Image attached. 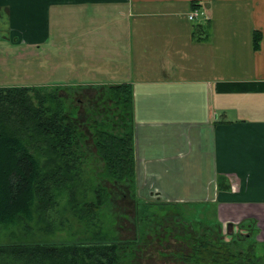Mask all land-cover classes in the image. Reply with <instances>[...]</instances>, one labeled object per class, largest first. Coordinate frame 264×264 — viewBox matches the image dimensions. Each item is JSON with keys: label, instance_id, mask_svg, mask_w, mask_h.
Wrapping results in <instances>:
<instances>
[{"label": "crops", "instance_id": "1", "mask_svg": "<svg viewBox=\"0 0 264 264\" xmlns=\"http://www.w3.org/2000/svg\"><path fill=\"white\" fill-rule=\"evenodd\" d=\"M0 31V87L132 85L141 195L264 248V0H0Z\"/></svg>", "mask_w": 264, "mask_h": 264}, {"label": "trees", "instance_id": "2", "mask_svg": "<svg viewBox=\"0 0 264 264\" xmlns=\"http://www.w3.org/2000/svg\"><path fill=\"white\" fill-rule=\"evenodd\" d=\"M30 91L41 89L12 87L0 90V229L3 231L13 229L23 221L32 222L36 211L42 217L54 188L78 180L90 183L84 178L82 167L87 155L83 146L84 134L72 114L67 113L63 99L52 93L50 98L32 100L27 96ZM106 92L110 102L126 118L127 125L122 127L120 124L112 129L111 121L103 124L89 119L92 141L103 164L99 176L113 182L135 184L133 88L130 84H120L107 87ZM42 154L47 157L46 162L41 160ZM91 182V188L77 190L73 188L75 185L69 188L70 202L74 203L72 210L79 218H93L109 202L107 188L96 180L91 179ZM76 192L80 198L74 201ZM88 192L92 193V198H88ZM227 234L230 243H215L203 238L195 241L192 259L199 264H252L261 251L264 254V248L259 251L258 246L246 241L244 236L230 235L229 229ZM72 244L71 247L63 244L60 248L36 243L35 248H15L25 257L15 264H43L46 259L49 264H85L86 258L96 264H118L120 249L116 242Z\"/></svg>", "mask_w": 264, "mask_h": 264}, {"label": "rangeland", "instance_id": "3", "mask_svg": "<svg viewBox=\"0 0 264 264\" xmlns=\"http://www.w3.org/2000/svg\"><path fill=\"white\" fill-rule=\"evenodd\" d=\"M15 50L18 52L19 48ZM50 62L43 61V66L48 71L46 81H52L54 77V71L51 73L49 71L50 65L54 64ZM55 63L61 65L62 62ZM37 65L38 60L34 65L18 67V71L20 74L27 71L39 76ZM25 76L27 75L23 74V77ZM16 78L22 77L20 75ZM29 80L38 82L39 79L35 76L25 79V81ZM24 87L41 89V91L27 93L32 100L37 97L50 98L52 93H57L63 99L67 113L72 114L75 124L84 134L83 146L87 155L82 167L84 178H87L90 183L84 184L83 180H78L54 188L51 193L52 198L47 202L48 209L42 217L36 211L32 222L23 221L8 231L0 229V264H15L24 260L25 257L15 248H35L33 245L36 243H48L61 248L64 247L63 244H67L65 246L69 244L71 247L74 246L71 243L87 242L89 244L91 241L116 242L120 249L118 264H199L192 259L195 256V241L209 239L215 243L231 242L228 238L227 226L224 228L216 222L212 210L166 203L167 201L160 198L159 190L155 188L149 189L148 196L146 193L148 190H143V196L136 179L135 184L129 181L121 183L99 176L103 164L97 156L96 147L92 141L89 119H96L103 124L111 121L112 129L118 128L120 124L122 127L127 125L126 118L110 102L105 90H87L80 87L74 89L61 85ZM5 88H12V86L0 87V90ZM42 155L41 160H47V157ZM91 179L107 188L110 199L93 218H79V215L72 210L74 203L70 202L69 188L73 185H75L73 188L77 190H82L84 187L91 188L93 185ZM76 193L74 201L80 198V195ZM87 194L88 198H92L91 192ZM258 250L260 251L261 248ZM72 256L73 254L69 255L70 258ZM49 262L48 259L42 261L43 264H49ZM85 264H96V262L86 258ZM252 264H264L263 251Z\"/></svg>", "mask_w": 264, "mask_h": 264}, {"label": "built area", "instance_id": "4", "mask_svg": "<svg viewBox=\"0 0 264 264\" xmlns=\"http://www.w3.org/2000/svg\"><path fill=\"white\" fill-rule=\"evenodd\" d=\"M206 17V14L204 12L199 11H194L188 15L189 20H197L200 18Z\"/></svg>", "mask_w": 264, "mask_h": 264}, {"label": "water", "instance_id": "5", "mask_svg": "<svg viewBox=\"0 0 264 264\" xmlns=\"http://www.w3.org/2000/svg\"><path fill=\"white\" fill-rule=\"evenodd\" d=\"M228 229H229V234L232 235L233 234V226L229 225Z\"/></svg>", "mask_w": 264, "mask_h": 264}]
</instances>
